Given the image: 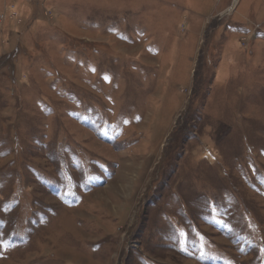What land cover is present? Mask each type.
<instances>
[{"label": "rangeland", "instance_id": "rangeland-1", "mask_svg": "<svg viewBox=\"0 0 264 264\" xmlns=\"http://www.w3.org/2000/svg\"><path fill=\"white\" fill-rule=\"evenodd\" d=\"M0 264H264V0H0Z\"/></svg>", "mask_w": 264, "mask_h": 264}, {"label": "bare ground", "instance_id": "bare-ground-1", "mask_svg": "<svg viewBox=\"0 0 264 264\" xmlns=\"http://www.w3.org/2000/svg\"><path fill=\"white\" fill-rule=\"evenodd\" d=\"M234 1H235V5H236V4L238 3L239 0H234ZM241 2H242V0H241Z\"/></svg>", "mask_w": 264, "mask_h": 264}]
</instances>
